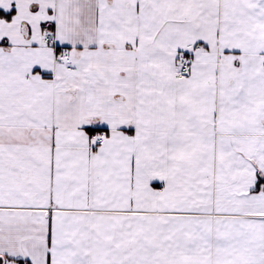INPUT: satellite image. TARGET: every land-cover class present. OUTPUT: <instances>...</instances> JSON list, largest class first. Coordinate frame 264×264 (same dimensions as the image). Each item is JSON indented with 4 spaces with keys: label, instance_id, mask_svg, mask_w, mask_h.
Instances as JSON below:
<instances>
[{
    "label": "snow or ice",
    "instance_id": "1",
    "mask_svg": "<svg viewBox=\"0 0 264 264\" xmlns=\"http://www.w3.org/2000/svg\"><path fill=\"white\" fill-rule=\"evenodd\" d=\"M0 264H264V0H0Z\"/></svg>",
    "mask_w": 264,
    "mask_h": 264
}]
</instances>
